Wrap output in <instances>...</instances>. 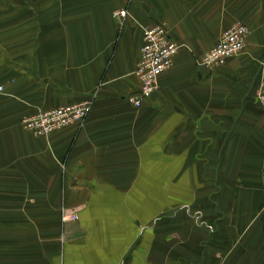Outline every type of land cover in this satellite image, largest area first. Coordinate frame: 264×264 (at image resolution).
Masks as SVG:
<instances>
[{
  "label": "crops",
  "instance_id": "0c3cea01",
  "mask_svg": "<svg viewBox=\"0 0 264 264\" xmlns=\"http://www.w3.org/2000/svg\"><path fill=\"white\" fill-rule=\"evenodd\" d=\"M36 3L0 0V264H264V0ZM236 22L243 50L198 66ZM157 23L179 49L134 108ZM89 99L81 126H20Z\"/></svg>",
  "mask_w": 264,
  "mask_h": 264
},
{
  "label": "built area",
  "instance_id": "2783aa9c",
  "mask_svg": "<svg viewBox=\"0 0 264 264\" xmlns=\"http://www.w3.org/2000/svg\"><path fill=\"white\" fill-rule=\"evenodd\" d=\"M124 16V10L113 13L115 18ZM247 35L248 30L244 25L234 23L221 32L216 44L199 57L197 65L205 69L223 65L226 60L243 50ZM178 49L179 45L170 39L164 24L157 23L141 28L139 60L134 70V75L138 80V90L136 94L127 98L134 108H139L141 103L156 90L158 76L170 67L171 60ZM254 95L257 104L264 108V82L258 85ZM90 106L91 100L89 99L76 104L37 111L34 115L22 118L21 126L33 137H47L51 132L70 124L81 126ZM193 219L203 225L198 213L193 214ZM206 228L212 231L211 226H206Z\"/></svg>",
  "mask_w": 264,
  "mask_h": 264
},
{
  "label": "rangeland",
  "instance_id": "374dc122",
  "mask_svg": "<svg viewBox=\"0 0 264 264\" xmlns=\"http://www.w3.org/2000/svg\"><path fill=\"white\" fill-rule=\"evenodd\" d=\"M2 1H5V0H2ZM36 1L37 0H29V5L31 6V7H37L38 5H37V3H36ZM49 1H51V0H46V2L48 3ZM19 4L22 6V4H21V2L19 1ZM50 5V4H49ZM124 11H125V9H123ZM118 11H120V10H118ZM115 12H117V11H115ZM125 15H126V11H125ZM125 17V16H124ZM123 17V18H124ZM115 18V17H114ZM241 24V23H240ZM233 25V24H232ZM231 25V26H232ZM224 31V30H223ZM240 53V52H239ZM238 53V54H239ZM204 54V53H203ZM237 54V55H238ZM236 56V55H235ZM234 57V56H233ZM232 58V57H231ZM219 67V66H218ZM215 68H217V67H215ZM213 68H208L207 70H212ZM264 82V81H263ZM260 83H262V82H260ZM258 87V86H257ZM257 89V88H256ZM255 89V90H256ZM0 92H1V88H0ZM254 93H255V91H254ZM254 93H253V98H254V100H255V95H254ZM255 102H256V100H255ZM257 103V102H256ZM38 111H44V110H38ZM37 112V111H36ZM35 112V113H36ZM35 113H32V114H30V115H28V116H31V115H34ZM89 113V112H88ZM88 115V114H87ZM28 116H25V117H28ZM24 118V117H23ZM22 119V118H21ZM20 126H21V120H20ZM21 128L23 129V127L21 126ZM24 130V129H23ZM25 131V130H24ZM26 132V131H25ZM30 134V133H29ZM31 135V134H30ZM32 136V135H31ZM36 138H46V137H36Z\"/></svg>",
  "mask_w": 264,
  "mask_h": 264
}]
</instances>
